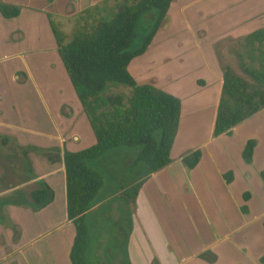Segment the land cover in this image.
<instances>
[{
    "label": "crops",
    "instance_id": "1",
    "mask_svg": "<svg viewBox=\"0 0 264 264\" xmlns=\"http://www.w3.org/2000/svg\"><path fill=\"white\" fill-rule=\"evenodd\" d=\"M4 1L20 6V13L13 18H5L0 13V264H72L70 251L75 227L67 217L65 168L60 150L61 147L67 151L87 148L95 143V136L64 69L50 20L68 41L73 35L69 39L66 37L63 22L71 21L75 33L78 16L89 7L101 5L103 0ZM188 25L192 29L191 24ZM170 34L167 39L178 37ZM192 35L188 39L198 43ZM202 35L206 36L205 33ZM210 35L208 33L207 37ZM179 38H185V35L181 34ZM149 56L147 49L128 65L139 83L145 80L140 75L144 73H141L143 69L148 70ZM193 66L195 75L185 79L191 83L189 89L171 93L181 100V114L170 163L151 173L133 195L129 205L131 225L120 246L107 247L103 238L87 245V259L93 264H220V237L214 240L211 237V241L199 246L189 248L187 245L182 251L179 227L176 233L174 230L163 233L165 226L155 228L150 224L152 216L158 215L159 211L172 215L174 193L180 189L185 192L194 189L193 179L170 177L183 173L189 176L187 172L192 173L205 158V148L211 156L214 176L220 178L218 180L226 189L224 194L233 203H224L227 208L224 211L217 197L216 208L220 207L218 210H221L219 213L224 222H228L227 217L231 215L229 207L240 219L237 224L228 226L231 233L240 229H249L253 235L264 233V180L261 177L264 126L255 123L264 116V108L230 131L214 136L222 67L218 71L215 60L207 61L201 55L196 57ZM209 84H216L215 96L206 90ZM155 86L159 88V85ZM24 87L31 90L39 106V111L31 113L30 117L26 114L28 97ZM66 91L68 95L65 96ZM202 123H207L208 133L205 140L199 141L197 136L201 133ZM253 132L259 136L254 137ZM29 136L35 139L31 140ZM250 139L256 143L251 160L245 161L242 152ZM196 149L201 152L199 162L193 168H187L183 157ZM48 153H54L55 157H45ZM226 159L231 162L236 159L237 164H229ZM43 183L52 189L53 198L43 207L34 209L30 193ZM211 194L216 193L212 191ZM114 211L121 222L117 210L111 214L114 216ZM121 224H126V220ZM65 228L68 229V240L61 238ZM229 235L225 232L222 238H230ZM249 237L253 238L252 235ZM240 240L237 250L242 252L243 261H239L240 256L236 260L231 256L228 264H264V240H244L241 236ZM112 248L118 251L114 252Z\"/></svg>",
    "mask_w": 264,
    "mask_h": 264
},
{
    "label": "trees",
    "instance_id": "2",
    "mask_svg": "<svg viewBox=\"0 0 264 264\" xmlns=\"http://www.w3.org/2000/svg\"><path fill=\"white\" fill-rule=\"evenodd\" d=\"M113 1L114 5L103 0L101 5L85 9L68 41L50 20L64 69L95 136L93 145L63 154L67 217L75 227L72 264H93L87 259L86 248L100 238L107 247L120 246L126 240L130 201L151 173L170 163L179 127L181 100L154 85L139 83L128 69L131 60L151 44L173 0ZM0 13L5 18L16 17L20 6L0 0ZM236 54L242 74L228 64L222 66L214 136L264 108V26L246 34ZM120 85L129 88L127 96L110 92L111 87ZM255 143L250 139L245 144V161L251 160ZM200 156V150H193L183 157V163L193 168ZM120 157L127 158L128 167L123 169V178L116 179L115 173L107 170V161ZM132 168L138 169L136 179L128 177ZM261 177L264 180V168ZM52 198L53 191L45 183L30 193L34 209ZM113 210L126 224L118 219L110 227L100 224L99 219H107L106 213L111 218Z\"/></svg>",
    "mask_w": 264,
    "mask_h": 264
},
{
    "label": "rangeland",
    "instance_id": "3",
    "mask_svg": "<svg viewBox=\"0 0 264 264\" xmlns=\"http://www.w3.org/2000/svg\"><path fill=\"white\" fill-rule=\"evenodd\" d=\"M182 1L183 0L172 1L165 20L160 24L153 37L152 44L147 48L150 51L151 57L149 56L148 70L146 69L145 72L143 69L141 73H144H140V77L145 79L140 83L154 86L157 84L159 88L170 93H173V91L179 92L188 90L191 83L185 79L187 76L192 77L195 75L196 71L194 70L195 67L193 63L199 55L204 57L207 61H210V59L215 60L217 69H219L218 71H220L223 65L228 64L237 74H242L238 64L236 49H239L240 42L245 34L264 26V0H185L183 4ZM110 3L114 5L113 0H111ZM187 20L188 24H191L192 29L189 28L190 25L187 24ZM63 23L65 26L62 27V30L69 39L74 34V24L68 20ZM192 33H195V37ZM204 33L206 36L202 35ZM208 33L211 34L210 37H207ZM169 34L178 35V37L167 39ZM181 34H184L185 38H179ZM190 34L198 39V43L194 39H188ZM164 38L166 39L164 40ZM46 41L47 40L44 39V44H46ZM195 44L199 45L196 46ZM49 74L50 73L47 72V75ZM208 87L209 88L206 90L215 96L216 84H209ZM110 89L111 93L123 92L126 96L130 93L129 88L121 85L111 87ZM23 90L26 91V96L28 97V112L26 111V114L29 113L30 117L31 113L39 111V106H37L35 102L36 98L33 97L31 90L25 87ZM66 95H68L67 91L65 92V96ZM182 99L184 100L183 97ZM255 123L262 124L259 127H263L264 116ZM30 124L31 123L28 121V125L31 127ZM32 126L38 127V125L34 124ZM207 133V123L206 125L202 123L201 133L197 136L198 140H205ZM263 133L264 132H261L262 141H264ZM252 134H254V137L259 136L256 132ZM29 139L34 140L35 137L29 136ZM209 148H211V146H209ZM121 149L125 150V148ZM204 151L205 158H203V160L201 159L200 166L198 168L195 167L192 173L187 172L189 176L183 173V175L175 174L170 177L171 179H193L194 189L188 192L180 189L178 192L174 193L171 197V206L175 209L172 215L171 213L166 214L159 211L158 215L155 214L152 218L150 217V224L155 228L165 226L166 230L163 233L173 232V230V233H176L179 231L177 229L179 227L182 251H184L187 245L189 248L191 246H199L203 242L211 241V237L213 240L220 237L218 243V249L221 252L219 257L220 264H228L231 256H234L235 260L240 256L241 259H239V261H241L243 259L242 252L237 250V246L240 244L239 241H241L240 236L244 240L255 239L257 241H262L264 240V233L258 235L257 232H255L256 234L253 235L249 229L245 231L244 229H240L239 231L231 233L232 231L228 226L237 224L240 219L235 216V212L229 207L231 215L230 217L225 216L228 222H224V217L220 214L221 210H218L220 207H218V209L216 208L217 197L218 203L224 211L227 209H225L224 203H232V200L224 194L226 189L218 180L220 178H217L213 174L210 164L211 156L208 153V149L205 148ZM61 152H64L62 147L60 153ZM46 156L51 158L55 157V154L48 153L45 157ZM112 161L113 162L107 161V170L114 172L116 179L123 178L121 176L123 175V169L125 166L128 167L127 158L120 157ZM226 162L229 163L231 160L228 161L226 159ZM231 164H237V160L232 159ZM128 174V177H131L130 179L133 177L136 179L139 176L137 168H132ZM212 191H215L216 194L212 195ZM218 195L222 196L221 198L223 200ZM114 214V216L112 215L111 218H108L106 213L105 216L107 219L103 220L100 218V224L104 223V225L110 227L109 225L114 223L112 221H116L117 219L116 211H114ZM196 228L198 231H196ZM208 228H210V232ZM225 232L228 235L230 234V238H222ZM249 235H252L253 238L249 237ZM61 238L63 240H68L67 228L63 230Z\"/></svg>",
    "mask_w": 264,
    "mask_h": 264
},
{
    "label": "flooded vegetation",
    "instance_id": "4",
    "mask_svg": "<svg viewBox=\"0 0 264 264\" xmlns=\"http://www.w3.org/2000/svg\"><path fill=\"white\" fill-rule=\"evenodd\" d=\"M64 151H65V149H64ZM63 154H64V152H63ZM38 187H39V186H38ZM38 187H37V188H38Z\"/></svg>",
    "mask_w": 264,
    "mask_h": 264
}]
</instances>
